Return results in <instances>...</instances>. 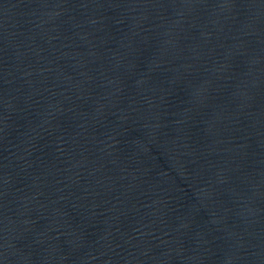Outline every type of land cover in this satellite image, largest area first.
<instances>
[{"label": "water", "instance_id": "1", "mask_svg": "<svg viewBox=\"0 0 264 264\" xmlns=\"http://www.w3.org/2000/svg\"><path fill=\"white\" fill-rule=\"evenodd\" d=\"M0 264H264V0H0Z\"/></svg>", "mask_w": 264, "mask_h": 264}]
</instances>
